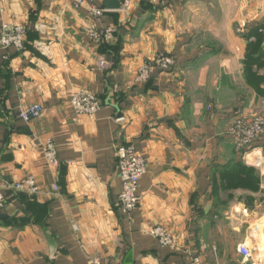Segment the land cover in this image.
I'll return each mask as SVG.
<instances>
[{
  "label": "crops",
  "instance_id": "1",
  "mask_svg": "<svg viewBox=\"0 0 264 264\" xmlns=\"http://www.w3.org/2000/svg\"><path fill=\"white\" fill-rule=\"evenodd\" d=\"M72 3H0V29L25 27L21 50L0 47V264H264V135L243 151L225 133L237 116L264 118V80L248 84L244 65L253 33L264 35V0H135L128 11L97 0L100 16ZM90 27H111L113 39L92 42ZM160 55L174 65L139 81ZM80 89L101 102L93 115L70 106ZM33 104L42 114L23 121ZM47 141L56 167L43 158ZM128 144L147 164L138 206L123 212L116 151ZM237 164L254 170L257 191L221 182ZM27 175L35 194L9 188ZM156 226L173 247L151 235Z\"/></svg>",
  "mask_w": 264,
  "mask_h": 264
},
{
  "label": "built area",
  "instance_id": "2",
  "mask_svg": "<svg viewBox=\"0 0 264 264\" xmlns=\"http://www.w3.org/2000/svg\"><path fill=\"white\" fill-rule=\"evenodd\" d=\"M4 0H0V3ZM97 0H73V6L79 7L86 4L90 12L96 16L102 15L106 9L97 7ZM135 0H120V9L128 11ZM160 2L166 0H158ZM242 23L238 27V32H243ZM114 30L111 27L98 30L94 27L86 29V33L94 43L110 41L113 39ZM25 37V27L21 24L4 23L0 29V47H13L17 51L23 48ZM174 58L169 55H160L153 60L146 61L140 68L137 75L139 81H146L154 68L162 69L171 68L174 65ZM106 65L103 58L98 60V66L103 68ZM70 106L76 114L93 115L100 107L101 102L97 96L90 91L80 89L74 91L70 95ZM42 106L33 104L24 107L19 111V117L28 122L39 117L42 114ZM227 135L231 138L237 150H245L250 147L255 141L264 135V118L260 115L237 116L233 119L227 128ZM42 154L45 162L56 167L58 164L55 145L47 141L42 146ZM146 159L138 152L132 144L121 146L116 151V166L117 173L121 180V191L118 195L117 204L123 212H130L138 206L139 197L137 189L139 180L146 171ZM1 186V184H0ZM9 188L16 192H25L35 194L38 191V185L34 176L27 175L21 180L14 181ZM54 191L58 190V186L53 184ZM5 206V199L0 193V209ZM75 226V225H74ZM151 235L157 238L161 246L173 247L174 237L166 228L162 226L153 227L150 231ZM237 251L243 259H249L252 256L251 249L246 242H241L237 245ZM91 264H105L97 260H92ZM188 264H203L197 256H189Z\"/></svg>",
  "mask_w": 264,
  "mask_h": 264
},
{
  "label": "trees",
  "instance_id": "3",
  "mask_svg": "<svg viewBox=\"0 0 264 264\" xmlns=\"http://www.w3.org/2000/svg\"><path fill=\"white\" fill-rule=\"evenodd\" d=\"M253 34L255 41L248 42L244 65L246 81L248 84L257 86L261 81L264 80V77L257 76L252 67L253 65H255L257 68L264 66V49L260 47L264 35L257 32H254ZM220 177L222 180L221 182L224 183L226 187H240L250 191H257L259 188V178L255 174L254 170L252 168L239 166L238 164L236 167H232L230 170L225 171Z\"/></svg>",
  "mask_w": 264,
  "mask_h": 264
},
{
  "label": "water",
  "instance_id": "4",
  "mask_svg": "<svg viewBox=\"0 0 264 264\" xmlns=\"http://www.w3.org/2000/svg\"><path fill=\"white\" fill-rule=\"evenodd\" d=\"M103 6L107 9H117L120 6V0H103Z\"/></svg>",
  "mask_w": 264,
  "mask_h": 264
},
{
  "label": "rangeland",
  "instance_id": "5",
  "mask_svg": "<svg viewBox=\"0 0 264 264\" xmlns=\"http://www.w3.org/2000/svg\"><path fill=\"white\" fill-rule=\"evenodd\" d=\"M236 25H238V27H240V25H241V23H237ZM240 34H243V32H239ZM156 58V57H155ZM154 58V59H155ZM153 60V59H152ZM149 61V60H148ZM138 71H139V69H138ZM138 73L139 72H137V75H138ZM251 115H254V114H251ZM255 115H259V114H255ZM262 117V116H261ZM229 126V125H228ZM228 128V127H227ZM227 128H226V131H225V133L227 134ZM255 247V246H254ZM256 248V247H255ZM252 250V249H251ZM252 252V251H251Z\"/></svg>",
  "mask_w": 264,
  "mask_h": 264
}]
</instances>
